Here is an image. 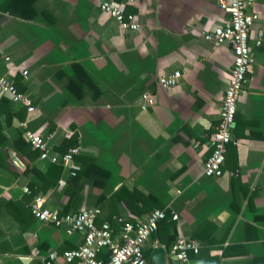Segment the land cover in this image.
Instances as JSON below:
<instances>
[{
    "label": "crops",
    "instance_id": "obj_1",
    "mask_svg": "<svg viewBox=\"0 0 264 264\" xmlns=\"http://www.w3.org/2000/svg\"><path fill=\"white\" fill-rule=\"evenodd\" d=\"M101 1L40 0L35 21L0 13V54L10 58L0 60V75L22 81L36 103L30 128L50 137L55 150L77 130L82 157L93 158L108 174L102 186L84 181L70 213L98 207V220L111 222L119 216L144 220L165 208L178 215L177 239L200 242L198 264L264 257V38L256 46L257 33H264V0H255L260 19L250 42L255 62L238 105L239 145L228 148L222 178L204 174L234 66L229 46L204 39L228 20L220 0H114L137 17V32H124L102 14ZM73 64L92 78L98 99L88 88L83 98L67 88ZM175 71L183 73L177 87H158L161 76ZM147 91L156 94L157 103L143 110ZM7 118L0 112L7 139L0 145V264H45L53 251L78 249L83 237L39 222L31 212L34 197L24 188L38 190L60 213L69 201L70 179L65 170L61 176L49 172L36 152L18 151L17 139L28 143L22 120L13 116L8 124ZM235 178L240 183L233 186ZM133 192L138 198L130 199ZM249 225L255 228L248 232ZM156 242L147 243L146 256L152 258ZM240 245L247 255L239 253Z\"/></svg>",
    "mask_w": 264,
    "mask_h": 264
},
{
    "label": "built area",
    "instance_id": "obj_2",
    "mask_svg": "<svg viewBox=\"0 0 264 264\" xmlns=\"http://www.w3.org/2000/svg\"><path fill=\"white\" fill-rule=\"evenodd\" d=\"M219 4L228 20L212 33L205 34L204 39L218 48L229 46L234 55V66L220 108L219 122L210 140L211 154L204 165L207 178L224 176L228 148L239 145V140L234 135L236 117L241 97L249 85V71L255 62L250 42L254 25L260 19L254 10L255 0H220ZM100 11L112 18L124 32H137L141 29L137 17L127 13L114 0H102ZM263 38L264 33L259 31L257 47L262 45ZM0 60L8 62L10 58L0 54ZM22 75L25 81L29 80L28 71H24ZM182 77L181 71L161 76L158 87L164 90L175 88ZM0 93L26 109V119L19 123V128L32 148L39 151V160L47 164L62 165L68 178L76 177L81 168L76 157L83 154L84 149L78 147L67 153H60L50 143V137L33 131L30 119L37 113L36 104L32 96L17 88L14 80L0 75ZM156 103L155 93L147 91L143 94V110ZM199 145L197 142L196 146ZM24 192L32 194L27 187ZM31 212L39 222L54 224L68 236L79 234L83 237V244L78 249L63 254L53 251L46 258L45 264H149L145 257V246L158 232L160 223L167 218V211L161 209L154 210L144 220L115 217L114 221L120 226V231L116 232L110 221L100 226L97 224L102 213L100 208L82 209L61 215L56 209L47 206L46 198L41 194L34 196ZM171 215L173 220L178 221L177 214L171 212ZM159 246L158 242L154 245L155 248ZM201 248L198 240L182 236L169 250L166 249L167 264H198L194 257L199 256Z\"/></svg>",
    "mask_w": 264,
    "mask_h": 264
},
{
    "label": "trees",
    "instance_id": "obj_3",
    "mask_svg": "<svg viewBox=\"0 0 264 264\" xmlns=\"http://www.w3.org/2000/svg\"><path fill=\"white\" fill-rule=\"evenodd\" d=\"M0 4V13L7 14L15 19H21L24 21H35L38 17V11L36 9V5L40 0H1ZM74 69V77L70 79V81L67 83V88L78 98H83L86 94V89H90L93 91V97L94 99H98L100 96V90L93 82L92 78L87 74V72L84 70V68L79 64H73L72 65ZM16 86L21 92H26V88L22 85V81L18 82L16 80ZM36 104V103H35ZM15 111L14 114L11 115L12 110ZM0 112H6L9 119L13 118V116H17L20 118V120H25L27 116V111L23 107H19L17 104L12 102L11 100L7 99L6 97L0 98ZM75 128V127H73ZM55 127L51 128V132H53ZM7 141L6 137L3 134V127L0 123V145H3ZM82 143L80 141V136L77 130H73L72 134L69 137H66L61 145L57 148V151L60 153H67L73 148H84ZM15 147L18 151H20L23 154H29L31 151H34L37 153V156L39 158V151H36L32 148V146L29 143H26L25 140L20 137L15 141ZM77 162L79 165H83L82 169L78 172L76 177H70L67 187V195H69V201L67 205L65 206L63 212H60L61 215H66L70 213L71 210V202H79L80 198L77 197L81 189L83 187L84 181H88L91 178V182L95 186H102V177H108L107 172L99 168L95 164V160L91 157H82V155H79L76 157ZM81 161V162H80ZM83 163V164H82ZM49 172H58L60 176L62 175L64 171V167L62 165H55V164H49ZM240 183V179H234L233 186L238 185ZM32 195L31 197H34L35 195H38V190L31 188ZM71 193V194H70ZM131 198H138L137 192H133L129 194ZM167 211V218L162 221L159 225L158 232L153 236L154 242L157 240V242L160 245L165 246L167 250L170 249V247L176 242L177 240V223L175 220L172 219L171 211L168 209H161ZM114 221V219L111 220V222ZM104 222L97 221V224L100 226ZM113 225V224H112ZM253 230L255 227L252 225H249L247 230ZM253 228V229H252ZM120 229V227H119ZM195 239V238H194ZM237 248L236 246H233L231 249ZM154 249V248H153ZM152 249V250H153ZM240 250L241 255H247V250L243 245H240L238 248ZM107 259V257L103 256ZM145 257L149 264H153L151 255L146 256V250H145ZM244 264H264V257H255L253 259L248 260Z\"/></svg>",
    "mask_w": 264,
    "mask_h": 264
},
{
    "label": "water",
    "instance_id": "obj_4",
    "mask_svg": "<svg viewBox=\"0 0 264 264\" xmlns=\"http://www.w3.org/2000/svg\"><path fill=\"white\" fill-rule=\"evenodd\" d=\"M152 261L154 264H167V250L163 246L154 248L152 252Z\"/></svg>",
    "mask_w": 264,
    "mask_h": 264
}]
</instances>
